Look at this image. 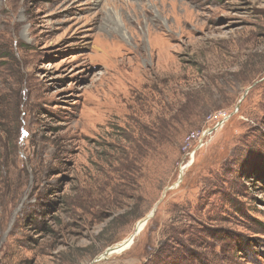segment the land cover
<instances>
[{
  "label": "rangeland",
  "instance_id": "374dc122",
  "mask_svg": "<svg viewBox=\"0 0 264 264\" xmlns=\"http://www.w3.org/2000/svg\"><path fill=\"white\" fill-rule=\"evenodd\" d=\"M0 264H264V0H0Z\"/></svg>",
  "mask_w": 264,
  "mask_h": 264
},
{
  "label": "water",
  "instance_id": "95a60500",
  "mask_svg": "<svg viewBox=\"0 0 264 264\" xmlns=\"http://www.w3.org/2000/svg\"><path fill=\"white\" fill-rule=\"evenodd\" d=\"M220 125H221V124H218L217 127H219ZM181 176H182V172H180V177H179L177 183L180 182V180H181ZM177 183H175L172 187H174ZM172 187H167V188L165 189V191H164L163 196H164L165 193H166L168 190H170ZM157 205H158V203L155 205V207L153 208L152 212H151V213H150L145 219H143V220L141 221L142 223L146 224V223L148 222V220H149L150 218H152V216H153V214H154V212H155V209H156ZM138 232H139L138 230H135V231H134V234H133L132 237H134L136 234H138ZM108 250H109V249H108ZM108 250L105 252V255L107 254Z\"/></svg>",
  "mask_w": 264,
  "mask_h": 264
},
{
  "label": "bare ground",
  "instance_id": "6f19581e",
  "mask_svg": "<svg viewBox=\"0 0 264 264\" xmlns=\"http://www.w3.org/2000/svg\"><path fill=\"white\" fill-rule=\"evenodd\" d=\"M136 229H138V226H136ZM141 229H142V226L140 225L138 231L140 232ZM139 232H138V233H139ZM136 235H137V234H136ZM132 240H133V239L130 238V239H128L127 241H125L124 243H122L120 246L115 247L113 253H117L118 251H123V250L128 249V248L131 246L130 244H131ZM110 251H111V250H110ZM110 251H108L107 253H110ZM104 256H105V255H104Z\"/></svg>",
  "mask_w": 264,
  "mask_h": 264
}]
</instances>
